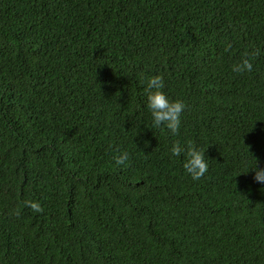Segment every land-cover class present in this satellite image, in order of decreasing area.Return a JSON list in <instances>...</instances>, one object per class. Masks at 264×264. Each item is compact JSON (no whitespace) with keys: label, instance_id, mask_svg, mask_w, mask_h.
Here are the masks:
<instances>
[{"label":"trees","instance_id":"trees-1","mask_svg":"<svg viewBox=\"0 0 264 264\" xmlns=\"http://www.w3.org/2000/svg\"><path fill=\"white\" fill-rule=\"evenodd\" d=\"M161 73L176 134L150 129ZM257 158L264 0H0V264H264Z\"/></svg>","mask_w":264,"mask_h":264},{"label":"clouds","instance_id":"clouds-1","mask_svg":"<svg viewBox=\"0 0 264 264\" xmlns=\"http://www.w3.org/2000/svg\"><path fill=\"white\" fill-rule=\"evenodd\" d=\"M228 48H231V44ZM253 67V63L247 57L233 65L236 72L252 71ZM165 89L166 81L162 73L147 78L144 91L147 96V108L151 113L152 126L150 129L166 127L176 134L180 131L182 115L187 104L182 99H173ZM172 153L177 156L184 154L183 166L194 179H200L208 171L209 162L206 158V151L194 143L185 146L176 142L172 147ZM129 158L130 153L124 150L116 155L115 160L118 165H125ZM250 170H254L253 180L264 184V167L259 165L258 158ZM29 203L36 211H43L39 202L30 201Z\"/></svg>","mask_w":264,"mask_h":264}]
</instances>
